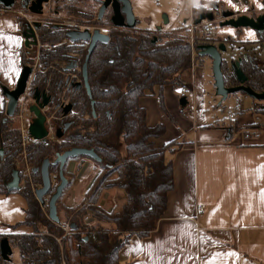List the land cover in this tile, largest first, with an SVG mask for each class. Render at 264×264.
Listing matches in <instances>:
<instances>
[{
  "label": "trees",
  "instance_id": "16d2710c",
  "mask_svg": "<svg viewBox=\"0 0 264 264\" xmlns=\"http://www.w3.org/2000/svg\"><path fill=\"white\" fill-rule=\"evenodd\" d=\"M27 1H17L20 10L27 7ZM45 4V13L50 16L40 23L38 29L42 41L41 59L61 67L72 47L66 42L67 30L55 27L53 23L63 19L79 20V10L87 5L79 0H50ZM15 16L24 32V21ZM241 33L239 30L238 35ZM154 39L151 31L137 34L133 41L134 49H131V43L120 44V50L125 53L114 63L107 59L108 63L101 70L97 60L106 53L94 51L88 66L92 97L87 93H73L70 88L66 90V78L58 69L48 67L34 74L29 92L33 95L38 90L51 97L49 107L45 109L50 113H46L48 117L60 120L63 111H57V105L65 100L75 99L77 105L72 127L58 140L32 141L26 149L28 161L33 165V177L40 186L43 185L40 173L43 162L46 158L51 161L50 178L53 185L45 196V205H41L29 183L23 180L22 171L17 165L22 153L20 129L15 126L14 117L7 116L6 108L0 110V147L4 151V154H0V194L19 193L25 197L26 217L13 227L26 225L32 228L28 234L0 236V241L7 237L13 247L19 249L20 264H122L121 251L129 240L134 235L149 237L157 228L168 208L169 194L175 187L174 162L168 158V154L180 150L184 141L177 138L157 146L155 140L167 133V127L162 122L150 125L147 108L140 100L144 96H157L162 108L167 111L164 87L171 86L181 92L180 86L186 81L183 75L191 66L192 47L189 32L171 31L155 43ZM218 39L215 38L213 42ZM229 40L232 42V53L229 58L224 57L222 64L225 85L231 87L239 84L232 66L238 60L236 56H239L242 59L240 69L248 76L245 84L259 93L264 91V65L259 59L264 53V34L258 33L255 40L240 41L243 46L238 48L234 47L239 41L231 37ZM201 43L205 41L198 42L197 46ZM21 49L24 68L33 64L34 59H29L27 46L23 45ZM197 58L199 66L203 65L205 57L200 56L198 50ZM49 90L53 91L52 95ZM91 101H94V107ZM248 109L255 114L264 113V101L253 99L246 111ZM246 111L240 104L234 107L229 116L233 113L239 117ZM230 117L228 121H215L228 135L233 136L243 130H252L257 134L264 127L262 121L242 125L238 118ZM80 128L90 131L76 134L75 131ZM73 147L93 148L101 161L83 155L66 161L64 175L69 183L57 201L60 218L57 223L49 217L47 204L61 181L60 165L53 164V161L59 152ZM89 159L93 161V171L98 170V173L93 175L92 182L86 187L85 199L69 205L65 201L67 191L77 184V174ZM73 160L78 165L71 171L70 162ZM15 169L20 172L21 187L11 190L8 185ZM113 189L124 191L125 197L119 207L108 209L100 201L106 191ZM66 226H69V231L65 230ZM0 264H12V260L0 256Z\"/></svg>",
  "mask_w": 264,
  "mask_h": 264
},
{
  "label": "crops",
  "instance_id": "0c3cea01",
  "mask_svg": "<svg viewBox=\"0 0 264 264\" xmlns=\"http://www.w3.org/2000/svg\"><path fill=\"white\" fill-rule=\"evenodd\" d=\"M235 38L242 44L255 40L257 34L244 29ZM24 42L15 14L0 12V110L7 104L3 88L13 90L23 70ZM203 73L202 68L196 69L192 81L188 73L186 81L190 80L192 88L188 95L164 87L167 111L157 96L140 100L147 108L148 123L162 122L167 127L156 145L177 138L184 144L168 154L174 162L175 187L167 210L149 237L134 235L122 248V264H264V127L257 134L247 130L232 136L215 122L224 118L209 121L204 113ZM251 112L236 115L239 123H264V113L254 116ZM91 166L85 162L82 175ZM26 208L27 200L21 194H0V236L32 232L26 225L13 227L25 219ZM11 246L12 264H20L19 249Z\"/></svg>",
  "mask_w": 264,
  "mask_h": 264
},
{
  "label": "water",
  "instance_id": "95a60500",
  "mask_svg": "<svg viewBox=\"0 0 264 264\" xmlns=\"http://www.w3.org/2000/svg\"><path fill=\"white\" fill-rule=\"evenodd\" d=\"M49 2V0H31L30 3H26L28 5V8L31 13L35 15H39L43 13L45 3ZM0 4L4 5L6 7L13 6L14 1L13 0H0ZM112 5L114 8V23L117 25H123V18L125 16V19L128 20V25L135 26L137 19L136 16H134L133 9H132V3L129 0H104L103 6L100 10V15L103 13L104 9L108 5ZM124 15V16H123ZM211 19L207 16H199L197 20L194 21V23L200 24L202 20L204 19ZM223 25L234 27L235 29H251L255 31L257 34L264 33V14L258 16V18L250 17L246 14H243L239 17H234L229 19V21L225 22ZM35 28H38V24L34 25ZM60 26V25H58ZM80 33V32H79ZM87 32L84 31V33L78 35L77 31H70L69 35L72 40H78V39H84L88 38L89 36L86 35ZM100 32L95 31L94 39L92 43L90 44L89 53L86 58V63L84 66V76H86V85L87 90H89V94L91 95V90L89 88V82H88V76H87V65H88V58L91 52L94 49L95 41L98 39H102L100 35H98ZM24 38H25V46H29L30 44L34 45L35 42L33 39H35L36 34L34 33V29L31 27V25L26 23L25 31L23 32ZM32 40V41H30ZM104 40V39H103ZM106 41V40H104ZM227 51V45L225 43L221 44H208V43H201L198 46V52L200 56H208L212 59V71L214 76V86L216 88V95L220 96L221 100H225L231 93H238L243 92L246 95L250 96L252 99H255L257 101H264V91H261L260 93L255 91L251 86L246 85L245 82L248 78L246 73L243 72V70L240 69V65L242 62V59L239 58L237 61L232 63V66L235 68V71L237 73V80L239 82L236 86L228 87L225 85L224 80V71L222 70V64L224 62V57L222 55L223 52ZM33 73V67L28 64L26 65L20 76L18 83L13 90L8 89L7 87L3 88V91L7 98V104H6V114L8 117L13 118L16 115V111L18 109L19 101L22 96H24L30 86L31 78L30 76ZM32 96L33 104L30 105V111L33 113L34 118L32 122L29 124V133L35 140L38 141H44L47 140L49 136V130L47 128V115L45 113V109L48 107L49 104V96L46 92H40L38 90L35 91V93ZM185 98V97H184ZM183 101V99H182ZM93 104V101H92ZM70 108H67L65 111L68 112ZM69 125L67 124L64 128V130H67ZM58 131V136H62V132ZM0 154H4L3 148L0 147ZM83 155V156H89L91 159L96 161H101V158L96 153V151L93 148H80V147H73L70 150H67L63 153L59 152L56 159L53 161V164L60 165L59 169V177L61 178L60 184L57 186L56 191L50 198L48 204L49 208V217L54 222L59 223L60 218L58 215V208H57V201L59 200L60 196L63 194L64 188L68 185L69 179L66 178L64 175V166L68 159ZM50 159L46 158L43 162V166L40 169L41 178L43 179V185L39 187L36 190V196L38 200L40 201L41 205H45V196L49 194V191L52 187V179L50 178ZM36 169L35 171H37ZM9 189L16 190L17 188L21 187V180H20V172L19 169H15L13 172V178L12 181L9 183ZM13 252V248L11 246L9 238L4 237L3 240L0 243V253L3 259L11 260V256Z\"/></svg>",
  "mask_w": 264,
  "mask_h": 264
},
{
  "label": "flooded vegetation",
  "instance_id": "af4514ba",
  "mask_svg": "<svg viewBox=\"0 0 264 264\" xmlns=\"http://www.w3.org/2000/svg\"><path fill=\"white\" fill-rule=\"evenodd\" d=\"M79 1L83 2L84 5H87V7L79 10V13L77 15L79 17V20L63 19L61 21L60 20L54 21L53 23L55 24V27H62L63 29L67 30L68 35L70 31H77L78 35L84 33L85 31L87 32L86 35L89 36L88 38L78 39L75 41L72 40L70 36H68V39L66 40V42L72 48H71V51L68 52L67 58L63 61V63H61V67L57 66V64L53 62L49 64V62L46 63L42 61L41 59L42 41H41L40 49L36 48L32 44H30L27 47L29 48V52H28L29 55L32 50H34L35 52L34 54L35 57L39 55L40 64L38 68L35 70V73L45 71L47 70L48 67L58 69L66 78V81H67L66 90L70 88V90L73 91V93L78 92V93H81V95H85L87 93L90 97H92V90L90 88V83H89V88L91 90V95L89 94V90H87L86 76H84V66L86 63L87 55L89 53L90 44L92 43L94 39L95 31L100 32L98 35H100L102 39H98L97 41H95V44H94L95 47L93 51L91 52V54L89 55V58L93 54V52L96 50H98V54H100V52L101 53L103 52V54L106 53L105 56H101L97 60V63L101 64L100 70L102 67H104L108 63L107 59H110L111 63H114L115 60H117L120 56H122L125 53L124 51L122 52L120 50L121 45L124 46V44L126 43L127 44L131 43L132 48L131 47L130 48L133 50L134 49L133 41L135 40L136 35L137 34L142 35V33H147L148 31L138 30L136 28L138 21L136 22L135 26L128 25V20L125 19L124 15H123L124 16L123 25L115 24L113 20L115 12L111 4L108 5L104 9L103 13L100 15V10L103 6L104 0H79ZM132 9H133V5H132ZM91 14H92V17H90ZM191 14H192L193 23L195 20L199 18V16L203 15V16H207L211 18V19L206 18L202 20V22L206 20L211 21V28L214 23H218L220 27H222L223 33H227L231 35L232 34L231 30L234 29L237 34L239 30L243 32L245 28L235 29L234 27H231L230 25L227 26L223 24L229 21V19L234 18V17H239L243 14H246L253 18H258V16L264 14V0H198ZM32 15H35V14L32 13ZM35 16L42 17L39 20L36 19L34 21L35 25L37 23L40 26V23H44L45 19L48 18L50 15L45 13V9H44L42 14L35 15ZM39 26L38 28H35V29H36L39 39L41 40V36L38 33ZM153 33H154V38H155L154 43L157 41L158 38H160L162 35L165 34L164 32H159V31H156ZM229 35H226L224 38L218 39L215 42H213V40H215V38H217L218 36L214 35L213 32H212V36L210 39H201V38L199 39L198 38L197 41L195 42L196 52L198 50L197 43L198 42L200 43V41H205V43H208V44L225 43L227 45V50H228V48H231V44H232V42L229 40L230 38L228 37ZM231 38H233V36H231ZM103 39L106 41H104ZM114 49L116 50V54H115ZM89 58L87 60L88 61V65H87L88 82H89L88 66L90 62ZM262 64L264 65V63ZM49 91L51 92V95H52L53 91L51 90ZM50 99L51 97L49 96V103H50ZM75 102H76L75 99H71V100H65L61 102L59 105H57V111L61 110L63 111V114L59 116L61 121L55 118L56 127H57L56 135L58 134V131H60V128H62L61 132L63 134L64 132L68 131L72 127L74 114H77V105L75 104ZM82 103H84V101ZM91 104H92V101H91ZM92 105L94 107V101ZM67 108H70L68 112L65 111ZM93 114L95 115L94 108H93ZM67 124L69 125V127L67 130H64ZM58 137L59 136L57 135L56 140H58Z\"/></svg>",
  "mask_w": 264,
  "mask_h": 264
},
{
  "label": "rangeland",
  "instance_id": "374dc122",
  "mask_svg": "<svg viewBox=\"0 0 264 264\" xmlns=\"http://www.w3.org/2000/svg\"><path fill=\"white\" fill-rule=\"evenodd\" d=\"M132 2L133 5V13L134 16H136V19L138 21V24L136 26V28L140 31L142 30H146V31H159V32H182V33H188L190 31V24L192 22V12L196 6V3L198 0H130ZM14 8L15 9H21V6L18 5V3L16 2L14 4ZM7 14V13H4ZM16 14V13H13ZM27 15V17H29L30 19H40L42 17H38L35 15H32V13H25ZM17 15V14H16ZM19 16V15H18ZM21 17V16H19ZM22 20L24 21V27L27 23V19H24L23 17H21ZM213 28V34L217 35L219 39L224 38L226 35H229L227 33H223L222 31V27H220V25L218 23H214L212 25ZM190 33V32H189ZM198 34L201 33V29H199L197 31ZM240 37L242 35V33L240 35L235 34V35H229L228 37L233 36L234 39L235 36ZM204 38V37H201ZM25 44V42H24ZM243 46L240 43L235 44L234 48H238ZM33 47V46H32ZM238 52V51H237ZM264 52V51H263ZM232 53V49L228 48V50L226 52H223L222 55L229 58L230 54ZM35 52L34 50L31 51L30 55L28 54L29 59H36V57L34 56ZM205 60L203 65L199 66V63L197 64L196 69H203V86L205 87L206 91V95H205V99H206V112H204L207 115V119L209 121H213L214 119H216L217 117L220 118H224L228 121L229 119V115L232 112V110H234V107L238 105V103L242 104L243 109L246 111L247 108H249L251 106L252 103V98L248 95H246L245 93H231V95H229L225 100H221L220 96L216 95V88L214 86V76H213V71H212V59L208 56H204ZM237 59H239V56H236ZM260 61L262 63H264V53H261L260 57H259ZM34 64V63H33ZM188 73L190 74V72H186L183 76L186 79ZM29 92V88L28 91ZM30 93V92H29ZM189 93V92H188ZM190 94V93H189ZM33 99L31 95H28L25 99H23V101L21 100L20 104H19V108H18V112L16 113V115L14 116V122H15V126H18L20 129V136H21V132H22V126L24 127V130L28 131V127L29 124L32 122L34 115L33 113H31L30 111V105H32ZM224 107V108H222ZM247 113H252L251 110H247ZM20 113L22 114V118L19 117ZM45 113L50 114L47 112V110L45 111ZM53 113V112H52ZM46 114V115H47ZM246 114V113H245ZM254 116H257V114H255L253 112ZM48 117V115H47ZM49 125H52L53 128L50 126L51 128V137L52 136H56V119L55 117H49ZM87 131H90L88 128L84 129V128H80L78 130H76L77 134H84ZM244 131V130H243ZM21 144H22V153L20 154V159L17 162V165L19 166V169H21V171H23V169L25 168V158L28 156V150L27 147L24 145L23 142V138L21 140ZM32 142V141H31ZM30 142V143H31ZM29 143V144H30ZM89 163H92L93 161H91L90 159L88 160ZM85 161V162H88ZM75 160H73L72 162H70V170L74 171V169L76 168V166L78 165V163L76 165H74ZM75 166V167H74ZM84 168H85V164L84 167L82 168V170L77 174V178L79 179L77 181V184L74 185L72 187L71 190L67 191V194L65 196V201H68V204L71 205V203L69 202V200H71V198H73L74 202H81L85 199L86 196V192H84L86 190V187L89 186V184L92 182V178L93 175L98 173L97 171H93V163L91 166V169L88 170L87 173H85L84 175H82L84 173ZM80 175V178H79ZM34 179V177H33ZM27 182V181H26ZM28 183V182H27ZM30 187L32 188L33 191V187L35 188H39L41 187L37 182L36 179H34L33 182L29 183ZM34 194V192H33ZM36 195V194H35ZM125 197V193L124 191L120 190V189H113V190H109L106 191L103 195V198L101 199L100 203L103 206H106V208L108 209H112L113 207H119V205L123 202V199ZM69 231V228H68ZM18 253V251H17ZM20 255V254H19Z\"/></svg>",
  "mask_w": 264,
  "mask_h": 264
},
{
  "label": "built area",
  "instance_id": "2783aa9c",
  "mask_svg": "<svg viewBox=\"0 0 264 264\" xmlns=\"http://www.w3.org/2000/svg\"><path fill=\"white\" fill-rule=\"evenodd\" d=\"M13 1H14V4H15L18 0H13ZM29 1H27L26 3H29ZM14 4H13V6H10V7H6L4 5H1L0 12H2V13H16L17 15L23 17L24 19H27V24L31 25V27L34 29V33L36 34L35 39H33V41L35 42V44L33 46H35L36 48L40 49L41 40L39 39L38 34L36 32V29H35V26H34L35 25V22H34L35 19H30L25 14L27 12L29 14L31 13V12H29L28 5H27V7L24 10H19V9H15L14 8ZM189 28H190L189 32H190V43H191V47H192V53H191V57H190L191 58V66H190V69L188 70V72H190V74H191V78L190 79L192 81V80H194V74H195V70H196V67H197V64H198L197 52H196V49H195V47H196V43L195 42L197 41L198 38L200 39L201 37H204V38H201V39H210L211 36H212V32H213L212 29L213 28H211V21H209V20L203 21V22H201L198 25H196L193 22H191ZM199 29H201V33L200 34L197 33V31ZM33 63L34 64H31V66L33 67V73L30 76L31 81L33 79L35 70L38 68V66L40 64L39 63V55H37V57H36V59L34 60ZM189 81L183 82L181 84V86H180L181 87V94L184 95V96L188 95V92H190L192 90V88L190 87ZM28 95H30L29 92H27L24 96H22L20 98L19 104H20L21 100L23 101V99H25ZM18 108H19V105H18ZM19 117L22 118V114L21 113H20ZM230 118L231 119H235L236 118V114L232 113ZM49 119L50 118L47 117V121H48L47 128L49 130V136L47 138V141L54 142V141H56L57 135L55 134L56 136H52L51 137V135H50V133H51L50 126L52 128H53V126L49 125V123H50ZM28 129H29V127H28ZM21 133H22L21 136L23 138V142H24L25 147L28 146L31 141H36L33 138V136L30 135L29 130L25 131L23 126H22V132ZM249 135L250 134L247 132L246 137L249 136ZM24 164H25V168L22 171L23 180L27 181L28 183L33 182L34 181V179H33V165H31V163L28 161L27 157L25 158V163ZM37 189H38V187L37 188L33 187L34 194L36 193ZM198 209L201 210L202 207H199ZM68 228H69V226H66L65 230L68 231Z\"/></svg>",
  "mask_w": 264,
  "mask_h": 264
}]
</instances>
